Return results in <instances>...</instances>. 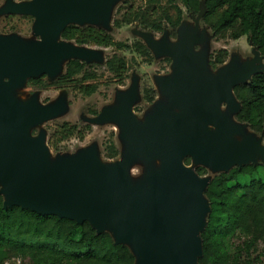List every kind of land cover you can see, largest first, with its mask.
I'll list each match as a JSON object with an SVG mask.
<instances>
[{
  "label": "water",
  "instance_id": "1",
  "mask_svg": "<svg viewBox=\"0 0 264 264\" xmlns=\"http://www.w3.org/2000/svg\"><path fill=\"white\" fill-rule=\"evenodd\" d=\"M113 2L8 1L0 9L6 15L34 18L33 32L39 37L26 42L16 35L0 36L3 206L78 224L87 221L97 234L108 232L115 243L128 246L134 264H199L200 232L210 212L203 194L209 179L198 176L184 159L221 172L249 164L250 155L260 150L258 144L248 138L234 140L238 127L220 107L224 104L235 115L239 103L233 88L253 74H244L245 67L234 72L231 62L210 74L204 56L194 53V40L182 37L171 44L145 37L151 53L171 60V75L160 78L158 84L177 111L168 116V109L158 106L138 122L132 112L135 85L122 93L117 106L104 109L94 119L120 126L128 151L113 164L102 163L93 146L50 163L44 134L32 136L29 129L56 116L64 106L60 102L40 106L34 100L19 103L11 95L29 78H54L62 62L95 59V50L63 40L61 33L71 24L93 25L98 19L108 23ZM133 157L156 160L157 168L149 169L143 181L131 183L128 167Z\"/></svg>",
  "mask_w": 264,
  "mask_h": 264
},
{
  "label": "trees",
  "instance_id": "2",
  "mask_svg": "<svg viewBox=\"0 0 264 264\" xmlns=\"http://www.w3.org/2000/svg\"><path fill=\"white\" fill-rule=\"evenodd\" d=\"M135 1V0H134ZM140 1V0H137ZM151 6L132 5L126 8L115 27L137 22L156 32L164 25L170 26V35L181 20V4L187 13L199 15L201 21L217 38L237 39L244 36L256 51L264 56V0H167L174 9L175 20L166 10L148 0ZM17 16H8L13 18ZM63 40L78 46L112 48L113 53L104 63L110 74L109 81L123 85L130 65L117 52L135 53L152 59L150 49L141 41L127 44L114 38L105 30L92 25L66 26ZM225 50L212 56L210 65L215 68L224 60ZM98 65L79 59L69 60L64 71L49 79L46 75L26 80L28 87L44 90L51 86L67 87L74 92L90 96L98 88ZM154 90L143 89V97L152 102ZM239 103L234 118L244 123L264 141V72L254 73L246 83L233 88ZM96 112H93L95 114ZM90 131L88 125L79 128L69 122L58 124L48 140L55 149L64 141L76 137L83 140ZM108 158L118 154L111 138L104 142ZM190 165V159H184ZM198 176L204 177L206 169L195 167ZM210 212L206 225L200 232L202 255L199 264H264V160L260 163L235 165L228 171L213 175L204 190ZM0 194V264H134L135 257L128 246L117 244L108 232L97 234L89 222L81 224L60 219L54 215H40L18 206L4 207Z\"/></svg>",
  "mask_w": 264,
  "mask_h": 264
},
{
  "label": "rangeland",
  "instance_id": "3",
  "mask_svg": "<svg viewBox=\"0 0 264 264\" xmlns=\"http://www.w3.org/2000/svg\"><path fill=\"white\" fill-rule=\"evenodd\" d=\"M25 2L28 0H0V9L8 2ZM148 0H114L108 23H104L101 19L92 26L105 30L114 40L124 43H131L134 40H139L147 45L145 37L153 40H165L171 44L177 43L180 38L184 37L186 41L194 40V53L203 55L206 62L207 71L210 74H216L228 63L234 66V72L241 67H245L244 74L249 73L250 76L256 72H264V56L260 55L253 46L249 44L244 36L237 39L224 37L217 39L212 35V32L201 21L200 16L191 15L186 12L184 7L177 3L176 6L181 10L182 16L180 23L174 31V36L170 35V26L164 25L161 32H156L150 28L144 27L137 22L123 24L120 27H115L113 21L119 19L121 14L126 11L130 5L151 6ZM156 4L162 9L169 12L172 17V22L175 20V12L167 3V0H155ZM8 16H17L8 18ZM34 18L25 15H6L0 13V36L16 35L22 41L31 42L39 40L33 32ZM88 25V24H86ZM95 50L98 56L95 59H90L86 62L89 64L98 65V73L101 77L98 79V88L95 93L90 96H83L72 89L63 87H49L44 90L28 87L24 83L19 88L13 90L11 95L19 103H26L34 100L40 106L53 105L60 102L64 109L56 116L36 123L29 129L32 136L40 133L44 134L45 143L48 148V159L50 163H56L59 160L71 157L77 154L82 149L95 147L99 160L104 164H113L121 160L128 151L126 142L121 138L120 126L115 121H105L95 123L99 114L106 108L115 107L118 105V97L127 92L132 85L136 87V96L132 102V112L138 122H143L148 116L153 114L158 106H164L168 109V116L176 112L177 109L172 106L171 99L160 89L158 81L160 78L171 75V60L164 56L155 55L152 52V59L148 60L145 57L124 51L117 52L124 56L130 65L128 76L123 85L109 81L110 74L106 71L104 63L108 57L114 52L112 48H100L94 46H86ZM225 50L226 54L221 64L212 68L210 60L212 56H216L219 50ZM60 72L64 71L65 62L61 63ZM51 79V78H50ZM249 79V78H248ZM246 79V81L248 80ZM49 80V78H48ZM151 88L154 90V99L148 102L143 97V89ZM93 112H96L93 114ZM220 112L228 116L238 130L233 135V139L241 141L243 139H253L259 146L260 150H255L250 155L249 163H260L264 160V141L261 137L250 130L244 123H239L235 120L234 114L228 111L223 104L220 107ZM69 122L77 125L79 128L88 125L90 131L85 133L83 140L72 137L62 142L56 149L48 144L54 128L62 123ZM111 138L117 148L118 154L115 158H108L104 150V142ZM158 161H148L141 157H133L128 167V178L131 183H137L144 180L149 169L157 168ZM201 166L206 169L204 177L210 179L213 175L221 171L214 170L207 166L196 165L190 160L191 169ZM20 264V262H18Z\"/></svg>",
  "mask_w": 264,
  "mask_h": 264
}]
</instances>
